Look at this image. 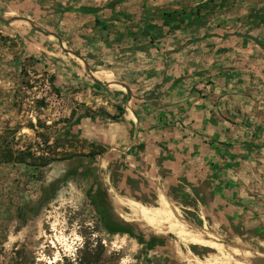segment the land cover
<instances>
[{
  "label": "crops",
  "instance_id": "1",
  "mask_svg": "<svg viewBox=\"0 0 264 264\" xmlns=\"http://www.w3.org/2000/svg\"><path fill=\"white\" fill-rule=\"evenodd\" d=\"M7 1L71 59L51 73L116 105L72 128L102 149L120 216L195 217L191 231L249 255L189 243L186 264H264V0Z\"/></svg>",
  "mask_w": 264,
  "mask_h": 264
},
{
  "label": "rangeland",
  "instance_id": "2",
  "mask_svg": "<svg viewBox=\"0 0 264 264\" xmlns=\"http://www.w3.org/2000/svg\"><path fill=\"white\" fill-rule=\"evenodd\" d=\"M18 6L0 3V18L9 22L0 23V264H75L80 255L83 264H186L182 249L189 243L249 256L219 243L209 228L191 231L184 221L196 225L195 217L158 225L141 215L120 216L100 174L102 149L72 128L116 105L97 89L69 86L67 78L78 75L59 71L71 59L53 37L31 29ZM64 153L72 158L62 159Z\"/></svg>",
  "mask_w": 264,
  "mask_h": 264
},
{
  "label": "water",
  "instance_id": "3",
  "mask_svg": "<svg viewBox=\"0 0 264 264\" xmlns=\"http://www.w3.org/2000/svg\"><path fill=\"white\" fill-rule=\"evenodd\" d=\"M0 23H2L3 25H8V24H9L8 21H6V20H2L1 18H0ZM26 23L30 26L31 29H33L35 32L39 33L40 35L45 36V37H46V36H51V37H53L54 39H56L57 42H58V39H57L53 34H48V33H46V32H43L41 29L37 28L32 22L26 21ZM238 36H239V37H244V36H240V35H238ZM91 80H92V82H94L96 85L101 86L100 82L94 80L92 77H91ZM124 90L127 91L126 88H124ZM128 95H129V94H128Z\"/></svg>",
  "mask_w": 264,
  "mask_h": 264
},
{
  "label": "trees",
  "instance_id": "4",
  "mask_svg": "<svg viewBox=\"0 0 264 264\" xmlns=\"http://www.w3.org/2000/svg\"><path fill=\"white\" fill-rule=\"evenodd\" d=\"M62 159H70V158H72V156L71 155H69V154H62ZM9 159L10 158H8V160H6V161H9ZM46 163L45 162H43V165H45ZM85 252H87V247H85L84 249H83V251H82V254H85ZM75 264H83L82 262H81V255H80V258H77V260H76V263Z\"/></svg>",
  "mask_w": 264,
  "mask_h": 264
},
{
  "label": "bare ground",
  "instance_id": "5",
  "mask_svg": "<svg viewBox=\"0 0 264 264\" xmlns=\"http://www.w3.org/2000/svg\"><path fill=\"white\" fill-rule=\"evenodd\" d=\"M227 258H228V256H227ZM228 260V259H227Z\"/></svg>",
  "mask_w": 264,
  "mask_h": 264
}]
</instances>
